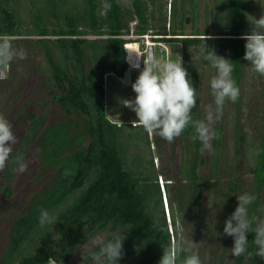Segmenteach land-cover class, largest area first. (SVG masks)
Segmentation results:
<instances>
[{
	"label": "rangeland",
	"instance_id": "1",
	"mask_svg": "<svg viewBox=\"0 0 264 264\" xmlns=\"http://www.w3.org/2000/svg\"><path fill=\"white\" fill-rule=\"evenodd\" d=\"M14 1L22 20L20 32L25 35L5 36L2 38L3 43L1 44L7 46L10 58L4 62V66L0 67V116L6 118L12 125L16 143L13 145V151L9 155L10 159L6 163L7 165L5 162L0 165V264H11L12 260L17 257L18 247L21 246L23 251H26L25 249L28 251L31 248L41 233L38 228L31 230L40 210L71 179L76 154L82 151L91 139L88 128L89 121L86 115L79 110H73V113L69 115L59 103L52 102L50 92L52 86L46 83L51 69L45 46L38 42L40 39L38 35H26L33 31L31 28L35 27L34 13L38 12L43 19L50 21L44 26L49 29V32H52V29L59 30L63 27L61 22L66 13H80L81 9H84L83 1ZM98 1L102 4V0ZM129 1L121 0V3L129 6ZM162 1L165 3L162 9L167 13V21L166 27L161 31L168 33V35L174 30L177 33L182 32L181 28H174L180 21L184 26V33L187 34L195 33L196 26L201 33L206 29L209 33H248L252 27L250 23L252 17L259 18L264 12V0H238V15L235 18L230 11L231 0H146L155 12V20L159 16ZM174 2L175 16L173 18L171 17V10L173 11L171 3ZM194 6L199 9L198 18L194 19L195 22L185 20V17L191 16ZM182 7L185 8L183 11ZM207 7L209 14L206 13ZM137 22L136 18L130 22V30L125 37L128 41H137L142 51L147 48L149 39L153 41L150 38L151 35L160 32L152 28L145 34L149 38H140L142 36L138 35L135 30ZM153 24L159 25V22L155 21ZM83 29L89 31L88 28L84 27ZM46 37L49 39L46 44L53 51V41L57 36ZM86 37L95 38L93 34H87ZM235 43H238L237 47L232 50L229 47L221 51L223 45L226 44L223 41H218V47L214 45L211 49L214 54L233 62L232 78L239 89L237 99L235 101L226 100L218 118L214 114V119L210 124L211 129H214L215 132V138L212 139L214 145H211L214 151L213 156L210 157V163L212 168L216 169L221 156L220 178L214 182L216 188L211 186L209 188L210 193L204 194L206 197L208 194V206L204 201L201 206L189 207L182 218L176 213V222L171 225L167 220L168 217H166L171 242L173 243V238L176 241L178 239L183 240L185 246H189L191 251L198 254L202 264H264V258L255 255L256 246L252 243L254 233L246 234L252 256L241 255L237 257L231 255L227 250L232 246V237L226 236L222 232L227 207L221 201L227 202L228 182L236 174L241 182V188L237 194L253 193L255 184L254 164L257 165L260 156L258 149L264 153V75L254 72L250 64L243 59L244 40H235ZM20 51L25 53L23 59L19 57ZM154 54L165 59L175 60L178 56L181 58V44L175 41H161L160 45L154 48ZM205 55L201 49H194L193 51L198 75L196 93L200 99L199 109L192 116L193 120L203 119L209 106L215 108L208 84L210 77L215 74V69L204 59ZM139 71L140 69L132 73L130 84L122 83L113 73L105 74V115L118 125L123 124L120 132V146L127 168L137 177L142 175L151 178L154 172L152 157L155 165H157V161L160 166L166 165L168 156L170 158V151H157L150 130H148L150 144L149 146L148 144L145 145L148 140L144 128L135 121L134 112L120 103L122 99L132 98L135 95L131 84ZM41 114L45 117L41 129L34 140H26L27 129L32 116ZM54 128L61 130L56 143L51 141L53 136L51 130ZM238 131L243 135H238L239 140L246 144V154L242 151L239 157L235 153V132ZM188 133L190 134L187 139H181L177 136L174 141L183 142L185 155L189 160H192L196 151L200 154L203 151L200 150L199 140L192 139L194 132L191 126L182 132L184 137ZM164 144L167 145L166 142ZM255 144L256 146H254ZM144 145L146 149L143 147ZM238 146L240 149H244L242 143L238 142ZM136 147L142 148V150L136 151ZM221 148L223 149L221 150ZM23 149L26 150L23 152ZM210 153L211 149L205 151V155L210 156ZM237 159L241 163L238 172L234 171ZM17 160L27 164L24 171L19 170ZM197 172L202 174L205 171L199 166ZM212 174H215L214 169H212ZM263 178V174H257L254 192L256 198L248 206V216L253 220V225L259 218L254 210L259 212L260 206L264 204ZM191 190L192 186L188 183L182 200L190 201ZM171 201H173L172 197ZM235 201L231 204L232 211L238 203L236 196ZM154 207L157 208V202H154ZM261 209L264 211V207ZM199 212H203V215L198 214ZM49 213L52 216L57 215V211ZM261 218H264V214ZM211 228H217L221 231L219 232V235L222 236L221 242L217 240L218 235L215 238L214 234L208 232L211 231ZM116 231L117 229L109 226L94 234L67 259L56 258V261L60 264H79L94 247L92 244L94 237L100 236L108 239ZM23 238L24 240H22ZM153 264H157V262Z\"/></svg>",
	"mask_w": 264,
	"mask_h": 264
},
{
	"label": "trees",
	"instance_id": "2",
	"mask_svg": "<svg viewBox=\"0 0 264 264\" xmlns=\"http://www.w3.org/2000/svg\"><path fill=\"white\" fill-rule=\"evenodd\" d=\"M82 1L84 9L76 14L66 13L61 22L63 27L52 29V32L44 26L50 21L43 19L38 12L34 13L35 27L26 34L38 35V42L45 46L51 69L46 83L52 86V102L59 103L69 115L73 110L86 115L91 139L82 151L77 152L71 179L43 207L48 212L57 211V215L54 214L53 220L42 226L38 223V214L31 230L38 228L41 230L40 235L28 251L25 249L27 252L21 246L18 247L17 257L11 264H47L50 258L67 259L110 223L118 227L115 233H120L123 239L118 264L158 262L162 249L172 244L167 223L163 215L159 216L151 210L149 195H140L131 172L124 166L120 146L123 124L118 125L105 115L104 76L106 73H113L119 78L124 76L128 67L124 49L128 39L125 35L130 30V22L136 18L138 22L135 30L138 35H144L154 28L160 32L154 35L167 36L156 37L155 41L181 44L182 66L187 69L192 87L195 88V105L190 113L193 116L200 103L196 93L198 75L193 59L194 49H201L208 54L218 41L226 43L221 51L229 47L230 50L236 48L238 43L235 40L243 41L240 37L243 33L240 32L209 33L206 29L201 33L197 26L195 33L187 34L183 31L182 21L174 26L181 28L182 32L174 30L169 36L161 31L167 21V13L162 9L165 5L163 1L156 20L155 12L146 0H130L129 6L123 5L121 0H102V4L98 0ZM172 5L171 17L174 18L175 2ZM237 5L238 0L230 1L234 18L238 15ZM16 8L14 0H0V46H3L2 38L5 36L25 35L20 32L22 20ZM197 8L194 6L191 16L185 17V20L195 22L194 19L199 15ZM184 9L182 7V11ZM207 12L209 14L208 7ZM155 21L159 25L153 24ZM84 27L89 31L84 30ZM87 34H93L95 38L90 39L86 37ZM50 35L57 36L53 41V51L46 44L49 41L46 36ZM4 65V62H0V67ZM44 118L43 114L32 116L26 140L35 139ZM51 131V141L56 143L61 130L54 128ZM144 132L148 140V130L144 129ZM259 155L256 172L264 177V153L260 151ZM185 254L181 252L178 260ZM90 263L88 253L79 264Z\"/></svg>",
	"mask_w": 264,
	"mask_h": 264
},
{
	"label": "clouds",
	"instance_id": "3",
	"mask_svg": "<svg viewBox=\"0 0 264 264\" xmlns=\"http://www.w3.org/2000/svg\"><path fill=\"white\" fill-rule=\"evenodd\" d=\"M250 23V32L241 34L245 42L243 59L254 72L264 75V12L259 18L252 17ZM135 54L137 60L143 57L142 68L139 62L132 64V67L140 69L131 84L135 95L122 99L120 103L134 112L135 121L140 126L155 132L162 139L171 142L191 126L194 132L192 139L199 140L200 150L211 149L210 141L215 138V132L210 124L214 114L218 118L225 101H235L239 95V89L232 78L233 62L214 54L212 50L205 55L204 59L215 69V74L208 81L215 108L209 106L203 119L193 120L190 113L195 105V88L192 87L187 69L182 66L181 58L178 56L173 60L158 57L150 48ZM24 56L25 53L20 51L19 57L23 59ZM9 58L7 46H0V62H6ZM15 143L12 125L0 116V165L8 159ZM17 163L21 172L27 167L25 162ZM255 198L254 193L236 194L238 203L223 222V234L232 237V246L227 250L233 256H252L246 238V234L251 232L254 233L252 243L256 246L255 255L264 258V218H257L253 225V220L248 216V206ZM53 218L46 209H41L38 223L43 226ZM122 241L118 232L112 233L109 239L94 237V247L89 251L92 264H118L122 255ZM181 252L186 254L178 260ZM157 264H202V261L189 246H185L183 240L178 239L162 249Z\"/></svg>",
	"mask_w": 264,
	"mask_h": 264
},
{
	"label": "flooded vegetation",
	"instance_id": "4",
	"mask_svg": "<svg viewBox=\"0 0 264 264\" xmlns=\"http://www.w3.org/2000/svg\"><path fill=\"white\" fill-rule=\"evenodd\" d=\"M135 126L138 127V125H135ZM189 134L190 133H188L186 137H184L183 134L181 133L179 135V138L187 139ZM241 134L242 133L239 131L237 133L235 132V135H236L235 153L238 157L242 154V151L246 154V150H245L246 144H244L241 140H239V137H238V135H241ZM152 139H153V142L156 144V149L158 152H160L161 150H165L166 152L170 151V154H169L170 158L168 156V163H166V165L160 166L158 161L156 162L157 165H155L154 159L151 156L152 166L154 169V172L151 178L144 177L142 175L141 177H137L134 173H132V171H130L127 168L125 162H124V166L128 171L131 172L132 178L137 183V188H138L140 195L142 196L149 195L150 197L149 207L151 208V210L154 213L158 214L159 216L163 215L165 217V220H166V217H168L167 220L169 224L171 225L176 222V218H177L176 213L181 215V218H182L184 217L185 215L184 213L187 212L189 207L193 206L196 208L198 206H201L204 203V201L206 205L208 206V199H209L208 194L210 193L209 188L211 186H214L216 188V186L214 185V182H216L220 178L221 156L219 158L218 164L215 169V168H212L211 163H210L211 162L210 157L213 156V151H214L212 146H211L210 156L205 155L206 150L203 151L201 154L196 151L194 153L193 159L189 160L188 157H186L185 155V149L183 148L182 141L175 142L174 139L171 142L167 140L165 141L164 139L156 135L155 132L153 131H152ZM164 142H166L167 145H165ZM238 142L243 144V147H244L243 150L240 149V147L238 146ZM146 144H148L149 146L150 144L149 139L147 142H145V145ZM145 145L143 146L144 148H145ZM211 145H214L212 140H211ZM254 146H256V144ZM222 149L223 148H221V150ZM141 150L142 148H137L136 151H141ZM260 151L261 150L258 149V152ZM9 159L10 158L8 157V159L5 161V164L8 163ZM240 164H241L240 160L237 159L234 171H237V172L239 171V168H241ZM199 166H201V168H203L205 171L202 174H198L197 172ZM256 166L257 165L254 164L255 171H253V173H254V178H255V184H256L257 174H258L256 172ZM212 169H214L215 174H212ZM188 183L191 184L192 190L190 194V201H185L182 199L184 198L183 195H184L185 187H187ZM255 184H254L253 193L255 192V188H256ZM240 188H241L240 179L238 175L235 174L232 176V178L228 182V192L226 193L227 202H225V200L221 201L227 207L226 208V218L232 212L231 204L235 201V196L237 193H239ZM205 193H208L207 197L204 195ZM164 196L167 199L168 213H166V210H165ZM171 197L173 198V201H171ZM159 199H161L160 200L161 202L159 201ZM154 202H157V208L154 207ZM173 211H174V214H173ZM198 214H201L202 216L203 212L202 213L199 212ZM201 216H200V219H201ZM167 220H166V223H167ZM109 226L110 227L112 226L113 229H117L118 231V227L114 226L113 223H110L108 227ZM167 227H168V223H167ZM168 232H169V229H168ZM208 232L214 234L215 238L218 235L217 240L218 241L220 240L221 242L222 236L219 235V232H221L219 229L211 228V231L209 230ZM169 236H170V232H169ZM174 242H176L175 238H173V243Z\"/></svg>",
	"mask_w": 264,
	"mask_h": 264
},
{
	"label": "built area",
	"instance_id": "5",
	"mask_svg": "<svg viewBox=\"0 0 264 264\" xmlns=\"http://www.w3.org/2000/svg\"><path fill=\"white\" fill-rule=\"evenodd\" d=\"M142 37H140V38H144V37H146V38H149V36L148 35H141ZM156 37H167V36H163V35H151V39L153 40V41H151L150 39V43L147 41V48L149 47V45H151V44H153L154 45V48L156 47V46H159L160 45V42L161 41H155L154 39L156 38ZM128 42H130V41H128ZM135 42H137V41H135ZM138 43V42H137ZM139 44V43H138ZM126 45H127V42L124 44V49H125V52H126V61H127V64H128V67H127V69H129V68H134V67H132V63H131V61H130V57H129V55H128V53H127V50H126ZM143 47V46H142ZM144 50V49H143ZM142 50V51H143ZM141 51V52H142ZM137 69V68H136ZM164 205H165V208H166V213H168V206H167V199H166V197L164 196ZM47 264H60V263H58L57 261H56V258H50L49 259V261H48V263Z\"/></svg>",
	"mask_w": 264,
	"mask_h": 264
},
{
	"label": "bare ground",
	"instance_id": "6",
	"mask_svg": "<svg viewBox=\"0 0 264 264\" xmlns=\"http://www.w3.org/2000/svg\"><path fill=\"white\" fill-rule=\"evenodd\" d=\"M150 43V40L148 41ZM126 50H127V53L129 55V59L131 61L132 64L134 63H137L139 62L140 63V67L142 68V60H143V57H139V60H137V57H136V54H139L141 52V49L139 48V44L135 41H130L127 43L126 45ZM139 69V68H137Z\"/></svg>",
	"mask_w": 264,
	"mask_h": 264
},
{
	"label": "water",
	"instance_id": "7",
	"mask_svg": "<svg viewBox=\"0 0 264 264\" xmlns=\"http://www.w3.org/2000/svg\"><path fill=\"white\" fill-rule=\"evenodd\" d=\"M148 48H150L153 51V53H154V45L153 44L149 45ZM137 70L138 69H136V68H129V69H127L126 72H125V74H124V76L119 78L120 81L122 83H124V84H130L131 83L132 73L135 72V71H137Z\"/></svg>",
	"mask_w": 264,
	"mask_h": 264
},
{
	"label": "crops",
	"instance_id": "8",
	"mask_svg": "<svg viewBox=\"0 0 264 264\" xmlns=\"http://www.w3.org/2000/svg\"><path fill=\"white\" fill-rule=\"evenodd\" d=\"M118 78H119V77H118ZM263 203H264V202H263ZM262 207H264V204L260 206V208H259V212L256 211V209L254 210L255 213L258 214L259 218L263 217V214H264V211L261 209ZM250 208H251V207H250Z\"/></svg>",
	"mask_w": 264,
	"mask_h": 264
}]
</instances>
